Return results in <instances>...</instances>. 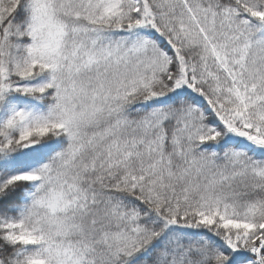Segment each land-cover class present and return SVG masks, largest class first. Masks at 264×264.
<instances>
[{"label": "snow or ice", "instance_id": "obj_1", "mask_svg": "<svg viewBox=\"0 0 264 264\" xmlns=\"http://www.w3.org/2000/svg\"><path fill=\"white\" fill-rule=\"evenodd\" d=\"M0 264H264V0H0Z\"/></svg>", "mask_w": 264, "mask_h": 264}]
</instances>
